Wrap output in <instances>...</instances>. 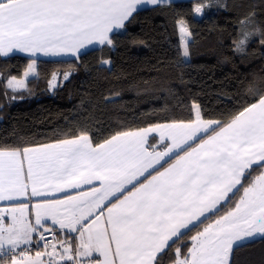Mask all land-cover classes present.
Listing matches in <instances>:
<instances>
[{
    "label": "snow or ice",
    "instance_id": "1",
    "mask_svg": "<svg viewBox=\"0 0 264 264\" xmlns=\"http://www.w3.org/2000/svg\"><path fill=\"white\" fill-rule=\"evenodd\" d=\"M160 2L0 0V56L19 51L78 57L87 45H112L109 33L125 28L138 5ZM179 24L187 36L188 28ZM241 26L236 51L257 33L251 18ZM183 55H189L186 42ZM35 71L36 61L30 60L24 77ZM24 84L15 76L7 81L13 90ZM251 94L258 96L255 102L220 120L204 119L193 104L194 120L117 131L103 143L82 132L0 150V201L9 202L0 207V264H159L173 238L204 224L242 189L233 207L190 237L187 252L176 248L172 262L231 264L238 242L264 234V94ZM151 133L159 134L163 151L148 150ZM255 169L259 174L249 181ZM66 189L77 191L50 198ZM21 197L28 202H18ZM45 233L53 240L45 242V251L29 255L22 246L34 234L45 240ZM61 234L67 239L60 240Z\"/></svg>",
    "mask_w": 264,
    "mask_h": 264
},
{
    "label": "trees",
    "instance_id": "2",
    "mask_svg": "<svg viewBox=\"0 0 264 264\" xmlns=\"http://www.w3.org/2000/svg\"><path fill=\"white\" fill-rule=\"evenodd\" d=\"M196 2L204 0L137 9L125 28L110 35L112 45L78 57L0 56V149L43 144L82 132L99 143L117 131L191 120L193 104L203 118L220 120L255 102L258 96L252 92L264 94V0H207L200 18L193 15ZM245 18H251L257 33L242 51H236ZM180 21L191 34L186 57L180 47ZM30 60L36 61L34 76L19 92L8 88L7 80L21 77ZM53 73L57 84L50 89ZM259 171L253 170L248 180ZM242 191L204 224L171 241L159 264H172L177 247L187 252L190 237L233 207ZM230 261L264 264V235L234 247Z\"/></svg>",
    "mask_w": 264,
    "mask_h": 264
},
{
    "label": "crops",
    "instance_id": "3",
    "mask_svg": "<svg viewBox=\"0 0 264 264\" xmlns=\"http://www.w3.org/2000/svg\"><path fill=\"white\" fill-rule=\"evenodd\" d=\"M170 1H181V0H162V2H160V3H166V2H170ZM207 2V0H204V3H206ZM160 3H158V4H160ZM155 5H157V4H155ZM148 6H153L152 4H147V3H145V4H143V5H138L137 6V9H140V8H144V7H148ZM197 6H201L202 8H203V11L201 12V13H197V12H195V8L197 7ZM203 13H204V7H203V4L202 3H200V4H195L194 5V8H193V15L196 17V18H200L202 15H203ZM185 25V24H184ZM179 27H180V24H179ZM119 29H114L113 30V32H111V33H109V36L112 34V33H114V32H116V31H118ZM188 32H189V34L187 35V36H185V37H182V35H181V33H180V47H181V51H182V54H183V49H184V43L186 42V43H188L190 40H191V34H190V31L188 30ZM100 46H102V45H100V44H92V45H87V46H85V48H82V49H80V52H79V54L78 55H80L81 53H83V52H85V51H87V50H90V49H93V48H96V47H100ZM15 54H17V55H22V56H26V57H28V58H31V59H68V58H74V57H77V56H72L71 54H67V55H61V56H45V55H43L42 53H37L35 56H29V54H27V53H21V52H19V51H14V52H12V53H9L7 56H11V55H15ZM7 56H1V57H7ZM184 57H186V56H184ZM50 88H52V87H50ZM193 115H194V117L191 119V120H194L195 119V109L193 108ZM204 119H210V118H204ZM215 120H217V119H215ZM188 121H190V120H183V122H188ZM171 122H174V121H165V122H160V124H162V123H171ZM175 122H180V121H175ZM155 124H158V123H155ZM155 124H151V125H147V126H143V127H139V128H135V129H131V130H127V131H135V130H138V129H140V128H146V127H149V126H152V125H155ZM72 138V137H71ZM108 138H110V136L108 137ZM150 138H154L155 139V141H152V142H148V145H147V147H148V150L149 151H163L164 150V144H163V142H161L160 141V138H159V134L158 133H151V134H149V140H150ZM104 141V140H103ZM103 141H101V142H99V143H103ZM53 142H55V141H50V142H46V143H43V144H48V143H53ZM189 143H191V142H189ZM196 143H199V140H197L196 141ZM38 145H42V144H38ZM38 145H33V146H38ZM192 146L193 147H195V144H192ZM0 150H3V149H0ZM171 155V154H170ZM165 159H168L167 157H165ZM175 159V157L173 156L172 157V160H168V163H172V161ZM163 163V162H162ZM165 167H167L168 166V164H165L164 165ZM162 170V169H161ZM154 174V173H153ZM259 174V173H258ZM255 177V176H254ZM253 177V178H254ZM94 183H96V182H94ZM97 186H98V183H97ZM83 189L85 190V191H87L88 189H89V186H83ZM76 191L77 190H74V189H66L65 191H63V192H57V193H52L51 194V196H50V198H54V199H63L64 197H65V195H75L76 194ZM29 196H30V189H29ZM35 199L36 198H33L32 199V202L34 203L35 202ZM111 199V198H110ZM18 202H28V200H27V198H24V197H21V198H19V201ZM8 203L9 202H6V201H0V207H6L7 205H8ZM106 203H107V201H106ZM216 219V218H215ZM32 220H33V222H34V216L32 217ZM48 223V225L50 226L51 225V221H48L47 222ZM41 231H43V229H41ZM65 232H67V230H64ZM72 237H75V236H78V233H71L70 234ZM38 236V234H34V238H36ZM175 238H173V240H174ZM247 241V240H246ZM171 242V241H170ZM169 242V243H170ZM245 242V241H244ZM243 243V242H242ZM241 244V243H240ZM23 247V246H22ZM50 250V249H49ZM58 250H60L59 249V247H58ZM37 251H41V250H28V252H29V255H31V256H33V257H35V254H36V252ZM45 251V250H44ZM41 252H43V251H41ZM41 259H43V260H45V261H47L49 258L47 257V256H43V257H41ZM68 264H70V262H68Z\"/></svg>",
    "mask_w": 264,
    "mask_h": 264
},
{
    "label": "rangeland",
    "instance_id": "4",
    "mask_svg": "<svg viewBox=\"0 0 264 264\" xmlns=\"http://www.w3.org/2000/svg\"><path fill=\"white\" fill-rule=\"evenodd\" d=\"M200 3H201V2H196L195 4H200ZM195 4H194V5H195ZM202 4H203V7H204V5L207 4V2H206V3L203 2ZM194 5H193V8H194ZM26 69H27V67H26ZM26 69L24 70V72L26 71ZM24 72H23L22 76H21V77H18L17 79H22V80H24V81H25V84H26V80H27L28 78L33 77L34 74H35V72L29 74L28 77H24ZM9 79H10V78H9ZM9 79H8V80H9ZM8 80H7V81H8ZM50 80H55V85L57 84V76H55V78H54L53 75H52L51 78L49 79V81H50ZM25 84H24V86H25ZM6 85H7V83H6ZM24 86H23V87H24ZM49 87H53V86H51V85L49 84ZM20 89H22V87H21V88H18V89H16V90H14V91H15V92H19ZM50 89H51V88H50ZM262 235H264V234L257 233V234H255V235L252 236V237H246V238H244L243 241L238 242V244H240V243H242V242H244V241H246V240L248 241V240L255 239V238H257V237H259V236H262ZM26 250H35V249H27V248H26ZM36 250L44 251V250H45V247H41V248L36 249ZM230 257H231V255H230Z\"/></svg>",
    "mask_w": 264,
    "mask_h": 264
},
{
    "label": "built area",
    "instance_id": "5",
    "mask_svg": "<svg viewBox=\"0 0 264 264\" xmlns=\"http://www.w3.org/2000/svg\"><path fill=\"white\" fill-rule=\"evenodd\" d=\"M60 240H66L67 237L63 234L59 236ZM53 237L50 233H45V240H40L39 235L33 239L32 243L28 245H24L23 248L27 249H39L41 247H44L46 241H52ZM59 247V246H58Z\"/></svg>",
    "mask_w": 264,
    "mask_h": 264
}]
</instances>
